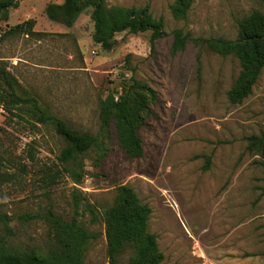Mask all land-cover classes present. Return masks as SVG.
<instances>
[{
	"label": "rangeland",
	"instance_id": "obj_1",
	"mask_svg": "<svg viewBox=\"0 0 264 264\" xmlns=\"http://www.w3.org/2000/svg\"><path fill=\"white\" fill-rule=\"evenodd\" d=\"M61 1L21 0L9 9L10 18H0V65L26 106L34 100L92 134L99 130L100 99L118 96L133 80L147 84L156 100L139 128L143 153L127 156L112 122L104 155L96 148L84 153V176L75 184L59 172L65 142L52 127L9 116L0 105V212L10 216L13 230L5 235L0 224V245L44 250L52 235L46 221L20 216L51 208L64 219L76 216L96 234L84 264H109L102 213L117 187L127 184L151 209L148 230L163 254L159 264H264V161L247 139L264 136V69L250 95L232 103L236 56L192 40L172 51L177 30L236 39L237 21L254 10L264 13V0H192L185 19L172 15L175 0H106L149 5L164 32L153 48L150 31L117 33L109 50L92 41L91 6L71 27L48 19L46 4ZM27 19L37 33L7 32ZM0 89L9 91L1 79ZM133 253L127 246L119 263Z\"/></svg>",
	"mask_w": 264,
	"mask_h": 264
},
{
	"label": "trees",
	"instance_id": "obj_2",
	"mask_svg": "<svg viewBox=\"0 0 264 264\" xmlns=\"http://www.w3.org/2000/svg\"><path fill=\"white\" fill-rule=\"evenodd\" d=\"M19 1L0 0V18L7 20L9 9L17 8ZM191 3L192 0H175L170 5V11L175 18L185 19ZM88 6L92 7V41L104 50L115 46L117 33L136 34L150 31L151 48L155 40L164 34L163 20L154 18L147 4L125 7L109 5L106 0H62L47 3L44 11L49 20L71 27ZM33 25L34 20L27 19L10 27L7 32H24L28 35L37 33L33 30ZM237 27L238 37L233 40L220 37L195 38L189 32L183 34L182 30H177L172 43V51L183 48L187 40H192L206 44L221 55L236 56L240 70L228 90V98L232 103H240L250 95L253 85L264 69V13L252 11L237 21ZM0 79L9 88L7 92L0 89V105L9 116H17L31 125H50L64 140L65 144L57 156L61 165L59 172L65 173L73 183L79 184L83 179L81 156L84 153L96 148L100 156L104 155V138L108 135L112 122L117 131L118 144L125 154L131 158L142 155L139 128L150 111V102L156 100L155 90L147 84L133 80L118 96L109 93L100 99L99 130L92 134L73 128L63 118L54 115L47 108L40 107L34 100L31 105L26 106L27 98L16 94L14 78L2 65ZM17 103L20 105H16ZM247 139L248 147L255 150L264 161V136L251 135ZM90 210L92 211V208ZM150 212V207L139 199L130 185L122 184L117 187L114 203L102 213L109 264H120L118 257L127 246H132L134 253L124 264H159L163 260L156 235L148 230ZM37 216L46 221L52 233L44 250L20 249L1 244L0 264H84V254L96 234L88 231L76 216L64 219L51 208L42 215L27 213L20 217L33 219ZM9 221L10 216L0 212V224L5 235L13 234Z\"/></svg>",
	"mask_w": 264,
	"mask_h": 264
},
{
	"label": "crops",
	"instance_id": "obj_3",
	"mask_svg": "<svg viewBox=\"0 0 264 264\" xmlns=\"http://www.w3.org/2000/svg\"><path fill=\"white\" fill-rule=\"evenodd\" d=\"M19 4H21V0L19 1ZM8 14H9L8 18H10V16H11V11L10 10H9V13Z\"/></svg>",
	"mask_w": 264,
	"mask_h": 264
}]
</instances>
